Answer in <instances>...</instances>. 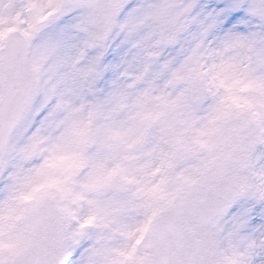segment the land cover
Masks as SVG:
<instances>
[{"label":"snow or ice","instance_id":"1","mask_svg":"<svg viewBox=\"0 0 264 264\" xmlns=\"http://www.w3.org/2000/svg\"><path fill=\"white\" fill-rule=\"evenodd\" d=\"M0 264H264V0H0Z\"/></svg>","mask_w":264,"mask_h":264}]
</instances>
